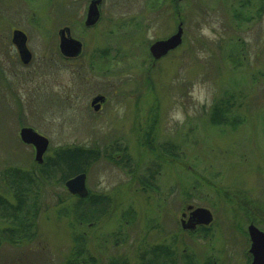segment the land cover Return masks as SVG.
I'll return each instance as SVG.
<instances>
[{
    "label": "rangeland",
    "instance_id": "1",
    "mask_svg": "<svg viewBox=\"0 0 264 264\" xmlns=\"http://www.w3.org/2000/svg\"><path fill=\"white\" fill-rule=\"evenodd\" d=\"M7 1L0 0V7L4 8ZM128 1L126 111H121L120 105L113 107L98 124L86 110L92 82L84 83L77 93L66 70L60 76L62 86L55 88L66 95L79 94L80 98L63 101L65 94L44 93L40 66L34 74L35 90L18 94L28 113L27 122L50 138L44 156L51 163L60 149L83 147L96 152L97 157L87 166L86 187L94 195L114 188L115 195L107 203L126 208V185L139 188V178H146L157 181L165 191L173 186L179 209L185 204L209 209L214 215L211 234L215 237L211 242L217 245L210 253L222 258L221 264H241L236 256L229 259V251L220 256L216 250L224 240L227 245L235 242L238 253L245 254L248 225L253 223L264 232V0H145L149 6L142 3L144 0ZM155 1L163 14L162 30L145 28L147 40L171 33L178 19L171 15L176 8L184 38L178 49L150 66L148 49L140 38L144 28L138 32L133 23L138 19L132 15L140 19L141 8L154 13ZM40 16L35 23L38 28L30 32L37 57L43 55L47 27L52 24L44 14ZM115 33L114 41H119V33ZM146 78L152 80L154 94ZM215 106L220 107L221 117L217 119ZM155 107L160 112L157 124L144 116ZM11 113L1 112L3 127L6 121L9 125ZM174 113H181L183 119H174ZM135 117V124L146 123V130L130 131ZM5 149L0 145V158ZM20 150H16L19 170H33L35 178L29 194L21 191L26 194V212L23 221L19 216L18 244L13 254L10 249L1 251L5 245L0 244V264H67L72 260L78 264H107L109 255L74 253L72 249L73 237L85 230L89 236L95 235L86 225L91 221L87 219L94 218L95 207L87 210L90 216H79L85 207L80 211L76 207L85 205L79 198L68 196L60 170H51V164L45 163L50 175L43 177L39 172L45 166L29 158V162H22ZM107 193L104 196L108 197ZM140 196L137 203L142 201ZM112 212L101 210L97 214L105 213L102 220L124 217L122 210L116 215ZM104 227L108 230L111 224ZM24 229L22 237L20 231ZM205 251L208 249L202 240H197L195 256L199 264Z\"/></svg>",
    "mask_w": 264,
    "mask_h": 264
},
{
    "label": "flooded vegetation",
    "instance_id": "2",
    "mask_svg": "<svg viewBox=\"0 0 264 264\" xmlns=\"http://www.w3.org/2000/svg\"><path fill=\"white\" fill-rule=\"evenodd\" d=\"M93 1L8 0L3 3L4 8L0 7V114L3 110L4 112H12V116L8 118V126L7 121L5 127H3L4 123L0 121V145L6 148L5 153H2L4 156L0 158V244L5 245L1 251L7 252L6 249H10L12 253L18 244L19 207L22 205L20 201L25 199L21 198L20 200L19 190L29 194L32 191L31 184L35 178L33 170L20 171L17 165L19 154L17 155L18 151L16 152V150L19 148H21L22 162L28 161V158L32 159L33 162L35 161V148L32 144H27L21 139L20 131L22 128H32L39 135L48 139V146L50 143L49 137L27 122L28 113L24 103H22V97L18 95L31 94L35 90L34 74L37 73L39 67H43L44 93L50 90L57 94H65L63 101H66L67 98L72 100V97L80 98L79 94L66 95L64 90L59 91L55 88V86H62L63 77L60 76L66 73V70H69L70 78L77 93L84 83L90 84L92 82L93 91L88 98L86 110L98 124L110 115L109 109L113 110V107L115 109L120 105L118 108L121 111H126V21H128L126 15L129 14L126 13V4L129 1L97 0V17L91 23L89 9ZM157 1H155L156 10L154 13L141 11L140 5V19L132 15L133 19H138L136 22L133 21L136 29H139L138 32L144 28L140 33V38L144 39V46L148 49L147 59L150 66H156L158 61L178 49L184 38L182 34L180 45L169 50L160 58L156 59L151 55L150 46L156 41L165 40L174 35L182 23L178 21L180 12L176 8L175 11L171 12V15L178 18L171 33L158 36L154 40H147L145 28L153 26L152 28L155 30H162L163 14ZM144 2L148 3L145 0L142 3ZM135 12L133 11L132 14H136ZM16 14L18 16H14ZM42 14L52 24L47 27V41H44L42 46L43 55L37 57L31 45L32 34L30 32L38 28L35 23L40 20ZM129 21L128 23H130ZM115 32L119 33V41H114ZM63 36L71 37L80 43V51L77 55L66 56L61 52L60 41ZM129 37L134 36L130 34ZM24 50L28 51L27 58L22 53ZM26 60L28 61L25 62ZM39 60H42L43 64ZM96 80L97 82H95ZM146 83L149 86L154 85L150 78L147 79ZM150 89L154 94L153 86ZM59 96L61 99L62 95ZM94 99L97 100L92 105ZM154 109L153 112H145L144 116L157 124L160 112L157 107ZM116 114L119 116L120 111ZM130 124L128 125L130 126ZM10 125L11 127H9ZM119 125L125 126L124 123H119ZM145 126H147L146 123L139 126L134 121L129 129L140 132V130H146ZM104 135L108 137L107 132ZM103 140L105 141V138ZM145 140L152 144L151 140L146 137ZM44 155L41 164L35 163L39 166H45L44 170L39 173L46 177L50 175V172L47 170L48 166L44 164L51 163V160ZM120 159L121 161L124 160L121 157ZM109 160L114 162L111 157ZM133 173H131L132 180H135ZM19 181L22 183L20 189ZM139 181L141 184L139 188L126 185V208L121 209L119 204L107 203L95 210L94 218L87 219L91 221L86 223L87 229H93L95 235L89 236L85 230L81 235L73 237L72 249L74 253L83 251V254L87 255L92 252L96 256L109 255L107 264H199L200 259L195 256V245L197 240L201 239L208 249L203 254L201 264H221L222 258L210 253L217 246L215 245L216 242H211V238L215 237L211 234L214 215L212 214L213 219L207 225L196 224L191 229L186 228L183 223L187 222L192 210L199 206L185 204L179 209L173 186H169L170 188L165 191L157 181L146 178H139ZM65 190L68 196L75 199L81 198L70 194L67 189ZM102 193L105 195L107 191ZM107 195H109L108 198L114 196V188L108 190ZM133 195L135 196L133 197ZM138 195H141L142 201L137 203ZM78 201L80 202L79 199ZM189 206L192 208L188 209ZM101 210H112L114 215L117 211L122 210L124 217L102 220V215L106 212L102 215L97 214ZM82 223L81 220L80 226ZM109 223L111 228L106 230L104 225ZM221 243L222 246H218L219 249L216 250L219 255L221 252L222 255L220 256L229 251L230 260H234V256H236L237 260H240L239 263L250 264L252 259L248 252L250 240H248L245 254L238 253L235 242L233 245H227L226 241L221 240ZM233 250L235 254H233ZM78 263V261L72 260L67 264Z\"/></svg>",
    "mask_w": 264,
    "mask_h": 264
},
{
    "label": "water",
    "instance_id": "3",
    "mask_svg": "<svg viewBox=\"0 0 264 264\" xmlns=\"http://www.w3.org/2000/svg\"><path fill=\"white\" fill-rule=\"evenodd\" d=\"M97 0H94L89 9V19L92 23L97 17L96 9ZM182 41V27L181 24L178 27L177 32L165 40H159L154 42L149 51L151 55L158 59L165 55L169 50L174 49L180 45ZM61 52L66 56H75L80 51V43L71 37H62L60 41ZM22 53L25 57H28V51L24 50ZM26 60L25 62H27ZM97 99H94L92 105ZM97 109V107L95 106ZM21 139L27 143L32 144L35 148L34 160L37 163L43 162V155L48 148V139L42 135H39L32 128H22L20 131ZM67 191L72 195H77L84 198L88 195L89 191L86 187V174L78 173L75 176L67 179L64 183ZM192 207L189 206L188 209ZM213 219V215L209 209L204 207H196L192 210L187 222L183 223L186 228H193L196 224H209ZM247 233L250 240V247L248 252L251 255L250 264H264V232L257 228L253 223L247 227Z\"/></svg>",
    "mask_w": 264,
    "mask_h": 264
},
{
    "label": "trees",
    "instance_id": "4",
    "mask_svg": "<svg viewBox=\"0 0 264 264\" xmlns=\"http://www.w3.org/2000/svg\"><path fill=\"white\" fill-rule=\"evenodd\" d=\"M229 104V103H228ZM215 115L214 116L216 119L218 117H221L220 114V107L215 106ZM96 152L92 151V150H88V149H83V147H75L73 149L71 148H65V149H60L56 154L55 157L51 158L53 159L52 163H50V168L51 170H60L61 175H62V180L65 181L71 177H73L74 175L78 174V173H86L87 172V166L89 165V162L92 161L93 159H95V154ZM21 188V185L19 187V189ZM19 198L21 200L22 197L25 198L26 194H21V190H19ZM80 202H82L81 204L84 203L85 206H77L76 209L79 210V208L82 210L83 207L84 211L79 213V216H83V217H87L90 216L89 214H87V210H91L92 207L93 210L100 208L98 206H101L103 204H107V202L109 201L108 197L104 196V194H97L94 195L93 193H89L86 197L84 198H79ZM20 203L22 205H20L19 207V216H20V221H23L24 219H21V217L23 216V214L26 212L25 211V201H20ZM80 211V210H79ZM78 212V211H77ZM255 222V220H254ZM257 222V221H256ZM27 230V228H26ZM26 230H21V236L23 237V235H25Z\"/></svg>",
    "mask_w": 264,
    "mask_h": 264
},
{
    "label": "clouds",
    "instance_id": "5",
    "mask_svg": "<svg viewBox=\"0 0 264 264\" xmlns=\"http://www.w3.org/2000/svg\"><path fill=\"white\" fill-rule=\"evenodd\" d=\"M173 118L177 119V120H182L183 119V115L181 113H174L173 114Z\"/></svg>",
    "mask_w": 264,
    "mask_h": 264
}]
</instances>
